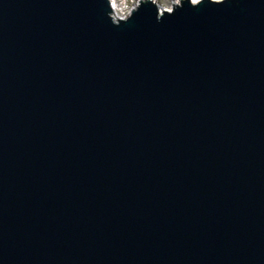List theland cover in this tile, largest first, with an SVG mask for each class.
I'll return each mask as SVG.
<instances>
[{
  "label": "water",
  "instance_id": "1",
  "mask_svg": "<svg viewBox=\"0 0 264 264\" xmlns=\"http://www.w3.org/2000/svg\"><path fill=\"white\" fill-rule=\"evenodd\" d=\"M153 2L0 0V264H264V0Z\"/></svg>",
  "mask_w": 264,
  "mask_h": 264
},
{
  "label": "rangeland",
  "instance_id": "2",
  "mask_svg": "<svg viewBox=\"0 0 264 264\" xmlns=\"http://www.w3.org/2000/svg\"><path fill=\"white\" fill-rule=\"evenodd\" d=\"M139 0H120V3L123 4L120 8V10H122L123 8V11L124 9H126V6L128 4H135L137 3ZM158 1L157 4H159V6H164V7H167V8H171L173 6V3L176 1V0H156ZM127 4V5H126ZM125 7V8H124ZM123 11H119L120 15H122Z\"/></svg>",
  "mask_w": 264,
  "mask_h": 264
},
{
  "label": "bare ground",
  "instance_id": "3",
  "mask_svg": "<svg viewBox=\"0 0 264 264\" xmlns=\"http://www.w3.org/2000/svg\"><path fill=\"white\" fill-rule=\"evenodd\" d=\"M119 1L120 0H113V11H114V13H115V18H119L120 16L117 14V11L119 10V7H120V4H118L119 3ZM153 1H156V0H153ZM181 0H176L174 3H176V2H180ZM193 1V3H198L200 0H192ZM158 1H156V3H157ZM173 3V4H174ZM158 5V7H159V9L163 12L164 10H172L173 9V6L171 7V8H167V7H164V6H159V4H157Z\"/></svg>",
  "mask_w": 264,
  "mask_h": 264
}]
</instances>
